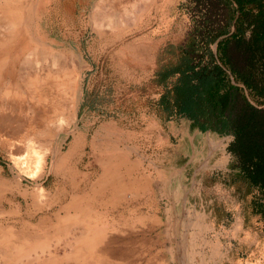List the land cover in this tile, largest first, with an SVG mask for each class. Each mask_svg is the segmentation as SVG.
Masks as SVG:
<instances>
[{
	"label": "rangeland",
	"instance_id": "1",
	"mask_svg": "<svg viewBox=\"0 0 264 264\" xmlns=\"http://www.w3.org/2000/svg\"><path fill=\"white\" fill-rule=\"evenodd\" d=\"M108 1L62 0L66 40L85 64L81 144L68 171L51 170L49 157L42 176L20 178L0 144V237L19 235L25 243L16 248L0 239V264H264L263 221L252 206L256 189L237 170L217 172L221 155L208 161L202 140L194 147L179 140L190 120L160 101L161 73L180 62L178 46L200 21L196 1L121 0L134 8L129 16L98 27L93 20ZM48 26L57 33L55 24ZM217 39L207 41L214 54ZM27 110L10 116H24L25 124L36 117L32 125L39 124L40 111ZM72 140L70 134L64 153ZM108 167L112 187L94 192ZM71 196L83 200L69 204Z\"/></svg>",
	"mask_w": 264,
	"mask_h": 264
},
{
	"label": "bare ground",
	"instance_id": "2",
	"mask_svg": "<svg viewBox=\"0 0 264 264\" xmlns=\"http://www.w3.org/2000/svg\"><path fill=\"white\" fill-rule=\"evenodd\" d=\"M62 8V0H0V144L9 152L20 178L23 175L32 179L42 176L49 157L51 170L67 172L75 150L81 144L78 109L84 94L85 64L66 40L67 19ZM102 9L103 12L95 15L93 24L111 28L120 23L124 15L129 16L134 8L126 9L121 0H109ZM49 13L54 16L52 22L46 19ZM49 23L55 24L56 34L49 33ZM32 108L40 111V114L36 111L40 115L39 124L34 121L37 126L32 125L36 117L26 125L24 116L17 115L23 120L10 116L12 112L14 116L15 112L22 114ZM70 134L73 140L64 153ZM33 143H37V149L32 147ZM23 147H26L25 153ZM105 170V176L92 186L94 192L112 187L110 168ZM71 188V192H78V184L72 182ZM41 192L39 189V194ZM62 196H67V192L63 191ZM62 200H69L70 204L83 198L71 196ZM18 237L0 239L17 248L25 244L18 242Z\"/></svg>",
	"mask_w": 264,
	"mask_h": 264
},
{
	"label": "trees",
	"instance_id": "3",
	"mask_svg": "<svg viewBox=\"0 0 264 264\" xmlns=\"http://www.w3.org/2000/svg\"><path fill=\"white\" fill-rule=\"evenodd\" d=\"M195 1L200 21L178 46L180 62L161 73L160 101L201 130L233 136L230 168L256 189L264 228V0ZM222 35L214 54L207 41Z\"/></svg>",
	"mask_w": 264,
	"mask_h": 264
},
{
	"label": "crops",
	"instance_id": "4",
	"mask_svg": "<svg viewBox=\"0 0 264 264\" xmlns=\"http://www.w3.org/2000/svg\"><path fill=\"white\" fill-rule=\"evenodd\" d=\"M189 122L191 123V120L188 121V124L186 127L179 129V131L181 132V135H179L178 139L188 142V145H190L191 147H194L195 142L202 140L203 147L204 148L206 147L207 149L206 156L209 157L208 161L213 157L214 152L220 153L221 157L219 159H215L216 164L214 165V168L216 169L217 172L219 171V173L229 174L231 168L227 169L225 167L226 166L225 164H229L230 166L233 160L232 155L227 150V146L229 142L232 140L233 136L231 134L215 136L214 132L212 133L210 130H205L204 132H202V130L198 126H195V125H194L193 130L190 132ZM184 126H185V122H184ZM193 159L194 158H189L185 162L184 166L188 165L189 163H192ZM198 174H199V170L194 169L193 176L196 177ZM209 201L212 202V199H210Z\"/></svg>",
	"mask_w": 264,
	"mask_h": 264
},
{
	"label": "water",
	"instance_id": "5",
	"mask_svg": "<svg viewBox=\"0 0 264 264\" xmlns=\"http://www.w3.org/2000/svg\"><path fill=\"white\" fill-rule=\"evenodd\" d=\"M219 40H220V38H219V39H217L216 43H217ZM215 49H216V46H215Z\"/></svg>",
	"mask_w": 264,
	"mask_h": 264
}]
</instances>
